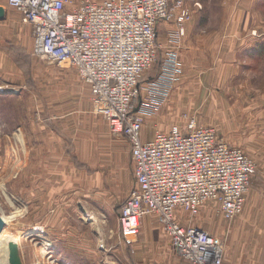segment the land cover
<instances>
[{"label":"rangeland","instance_id":"rangeland-1","mask_svg":"<svg viewBox=\"0 0 264 264\" xmlns=\"http://www.w3.org/2000/svg\"><path fill=\"white\" fill-rule=\"evenodd\" d=\"M83 1L68 0L67 7L74 9ZM90 1L102 4L106 0ZM168 23L171 21L158 25L157 60L143 74L140 94L134 104L136 110L149 102L156 106V110L153 106V111L145 116L144 135L148 133V127L153 128L155 134L169 133L175 126L185 127L191 118L202 127L213 126L203 121L202 93L209 86L202 83L204 76L198 72L200 69L191 68L182 81L179 74L174 85V55L168 54L170 47H174V41L167 35ZM21 41L23 43L16 46L0 43V49L9 53L8 58L13 62L11 66L6 65L8 59L1 56L5 65H0V214L8 222L0 235L2 241L7 240L8 247L4 246L0 255L5 248L9 251H6L8 257H0V264L4 260L11 261L14 243L21 264H52L55 260L54 257L41 256L44 241L50 244L49 255H53L52 242L41 233H29L32 229L41 230L43 224L39 223L42 220L33 223L32 215L42 214L44 204L42 199L36 202L27 195L29 164H33L40 174L43 165H47L52 181L56 185H65L63 189L67 192L80 186L87 175L98 174L103 180H113L105 183L106 204L102 205L100 200L99 211L95 213L99 214V225L95 227L98 235L95 233L88 238L98 245L101 264H118L123 259L128 260V264H187L188 261L178 257L168 246L167 232L163 227L155 232L156 240L159 235L164 240L160 251L155 250V246H144L143 222L134 246H125L124 253L117 251L122 243L117 234L112 236L108 233L101 214H114L111 206H117L120 212L135 188L130 143L126 138L114 136L105 118L95 112L91 88L76 68L45 60L35 51L28 32L23 34ZM176 85L178 90L174 96ZM220 121V126L215 123L214 128H210L215 129L230 146L241 149L256 164L241 214L264 211V202L261 206L254 202L250 206L258 180L259 188H264V123L256 124L252 116L240 123ZM127 183L132 184L129 193H126ZM40 190L43 195L41 185ZM118 199L123 202L117 204ZM81 213L79 210L73 212ZM195 218H203L205 223L202 227L217 237L220 223L231 222L223 217L220 203L216 200L205 203ZM75 221L72 219L70 223ZM45 247L49 248L46 244Z\"/></svg>","mask_w":264,"mask_h":264},{"label":"built area","instance_id":"built-area-1","mask_svg":"<svg viewBox=\"0 0 264 264\" xmlns=\"http://www.w3.org/2000/svg\"><path fill=\"white\" fill-rule=\"evenodd\" d=\"M7 2L31 27L35 51L49 62L76 68L91 88L95 112L114 136L131 145L136 185L119 217L124 244L133 247L143 218L156 214L181 258L223 264V241L200 227L180 225L175 214L183 210L192 220L205 203L216 200L223 217L234 220L243 210L256 164L194 118L144 142L145 116L156 106L144 101L139 110L134 107L141 78L157 60L158 25L175 22L171 40L180 43L193 19L188 0H85L71 10L68 0Z\"/></svg>","mask_w":264,"mask_h":264},{"label":"crops","instance_id":"crops-1","mask_svg":"<svg viewBox=\"0 0 264 264\" xmlns=\"http://www.w3.org/2000/svg\"><path fill=\"white\" fill-rule=\"evenodd\" d=\"M187 4L193 12V19L186 27V36L180 43L174 41V47H170L168 52L170 56L174 55V85L179 74L182 81L191 68L200 69L198 72L204 76L202 83L209 86L202 93L203 121L213 125L209 127L214 128L215 123L220 126V120L226 123H240L249 116H252V121L256 124L264 123V0H188ZM0 9L3 10L0 20V43H12L15 46L22 44L25 32L30 34L34 42L31 27L25 24V28L23 27L20 14L9 6L7 0H0ZM167 27V35L171 39L177 26L175 22H171ZM2 55L8 59L5 64L11 66L13 62L8 58L9 53H3L2 49L0 65H5L1 62ZM177 88L176 85L174 96ZM154 137L155 133L151 127H148L147 134L142 132L144 142ZM27 170V195L32 196L33 201L36 199V202H40L42 199L44 203L42 214L32 215L33 223L42 220L39 223L43 224L40 232L53 244L51 257L59 264H101L98 260V245L88 238L93 234L98 235L95 227L98 228L99 225V214L95 213L99 211L100 200L102 205L106 204L103 191L105 183L113 180H103L98 174L87 175L80 186L72 192H67L63 189L65 185H56L55 181H52L53 176L47 165H43L42 174L36 172L33 164H29ZM126 185V193H129L132 184ZM258 185L259 180L257 190L251 196L250 206L253 202L257 206L264 202V188H259ZM118 200L117 204L123 202L122 199ZM111 207L114 214L101 216L105 219L108 233H112V236L117 234L123 245H120L117 251L124 253L127 245L121 239V209L119 212L117 206ZM77 210L82 213L73 214ZM175 215L182 226L193 225L204 229L203 218L191 220L188 214L180 209ZM72 219L77 221L72 224ZM142 222L144 246H155V250L162 248V235L155 239V232L161 227L164 228L160 217L149 214ZM104 233L105 236L108 235L105 231ZM216 233L224 243L223 264H264V211L240 214L230 223L222 222ZM167 236L168 246L180 257L172 248L168 234ZM127 261L123 259L118 261V264H126Z\"/></svg>","mask_w":264,"mask_h":264},{"label":"water","instance_id":"water-1","mask_svg":"<svg viewBox=\"0 0 264 264\" xmlns=\"http://www.w3.org/2000/svg\"><path fill=\"white\" fill-rule=\"evenodd\" d=\"M2 17H3V10L0 9V20L2 19ZM5 227H6V223L3 221L2 215L0 214V233L4 231ZM11 250H13V252H12L10 263L11 264H21L19 260L20 259L19 251L15 249V243L12 244Z\"/></svg>","mask_w":264,"mask_h":264},{"label":"bare ground","instance_id":"bare-ground-1","mask_svg":"<svg viewBox=\"0 0 264 264\" xmlns=\"http://www.w3.org/2000/svg\"><path fill=\"white\" fill-rule=\"evenodd\" d=\"M3 218V221L5 222V223H7L8 221H7V219H5V217L3 216L2 217ZM13 220V219H12ZM2 233V232H1ZM3 240V237H2V235H0V254H1V251H2V248L5 246H7L8 247V242H6V241H2ZM45 243H46V241H44ZM6 251H9L8 249H6L5 248V250H4V252L2 253V255H0V257L2 258L3 257V255H4V257H8L7 256V254H6ZM41 256H43V257H47L48 256V251H47V248L45 247V244H44V247L42 248V250H41ZM9 260H4V262L2 263V264H9L10 262H8Z\"/></svg>","mask_w":264,"mask_h":264}]
</instances>
